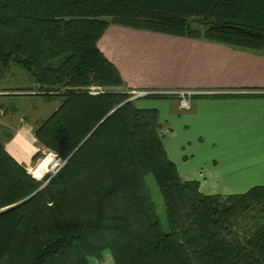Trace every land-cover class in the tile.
I'll list each match as a JSON object with an SVG mask.
<instances>
[{
    "label": "trees",
    "instance_id": "16d2710c",
    "mask_svg": "<svg viewBox=\"0 0 264 264\" xmlns=\"http://www.w3.org/2000/svg\"><path fill=\"white\" fill-rule=\"evenodd\" d=\"M109 26L259 52L264 0H0V72L18 64L37 85L3 96L59 100L33 128L32 160L47 149L65 161L37 181L0 140V210L17 205L0 212V264H264V187L206 195L180 178L158 112L130 100L97 47Z\"/></svg>",
    "mask_w": 264,
    "mask_h": 264
},
{
    "label": "crops",
    "instance_id": "0c3cea01",
    "mask_svg": "<svg viewBox=\"0 0 264 264\" xmlns=\"http://www.w3.org/2000/svg\"><path fill=\"white\" fill-rule=\"evenodd\" d=\"M97 47L116 67L130 92H200L191 98V107L186 111L179 110L175 96L167 95L170 97L162 100L176 105L177 111L185 112L178 120L179 125L185 129L190 125L196 127L198 142L205 139L209 145L205 151L211 165L231 152L241 151L242 184L247 185L246 189L264 187V54L117 26L107 28ZM9 91L0 90V126L5 128L10 120L5 119L3 100L44 101L3 96L10 94ZM44 102L55 103L54 111L60 104L59 100ZM16 109L10 106L9 110L16 113ZM159 123L164 143L174 140V126L167 120ZM33 128L28 120H21L13 128L10 139L4 141L8 154L27 169L32 167V157L39 150ZM172 153L176 159L171 161L180 178L195 180V173L181 171L177 166V161L184 165L188 159L175 148ZM199 184L200 189L202 184Z\"/></svg>",
    "mask_w": 264,
    "mask_h": 264
},
{
    "label": "rangeland",
    "instance_id": "374dc122",
    "mask_svg": "<svg viewBox=\"0 0 264 264\" xmlns=\"http://www.w3.org/2000/svg\"><path fill=\"white\" fill-rule=\"evenodd\" d=\"M264 54V48L259 51ZM37 86L33 78L28 74L20 65L12 64L7 71L0 72V90H17L34 88ZM101 90H103L101 88ZM4 109L7 110L5 119L10 120L8 128L0 126V140H6L7 135H11L13 128L21 120H28L33 126H38L43 120H45L50 114L53 113L55 108V103L44 104V101H28V100H3L2 101ZM135 105L141 109H156L160 115V120H167L175 128V135L172 137V141H167L164 143V137H161V141L168 150L170 160H173L172 150L175 148L176 152L181 151L182 156L188 159L187 164L181 165L177 161V166L181 171L189 170L197 175L195 181L200 182L202 187L199 191L203 194L214 195H230V194H241V192H246L247 185L241 182V151L231 152L228 156L223 157L219 163L211 165L208 153L205 148L209 145L205 143V139L202 142H198L197 130L194 125L188 126L186 129L179 125L181 115L185 112L177 111L176 105L168 103L162 99L155 98H141L135 101ZM10 106H15L18 111L13 113L10 111ZM179 115V116H177ZM2 117L0 113V118ZM6 122V120H4ZM173 130V127H170ZM93 132V131H92ZM160 132H163V130ZM4 142V141H3ZM29 153V152H28ZM191 155L193 157H191ZM45 157L41 155L36 160H32V167L28 168L27 171L30 174L32 168L36 165H42L41 162ZM176 159V158H175ZM39 165V166H40ZM47 165V164H46ZM34 170V169H33ZM32 170V171H33ZM45 172V167L42 169L41 173ZM214 175V176H211ZM41 174V175H42ZM31 175V174H30ZM50 174H46L42 178H34L37 181L48 180L52 177ZM218 175L217 177H215ZM47 180V181H48ZM145 184L149 191L151 202L154 206L156 216L160 223L161 229L164 233L168 232L164 204L159 192L151 175L145 176ZM248 220L241 222L240 229L242 227L250 226L252 223ZM105 264H113L110 256L104 254ZM90 264H98L94 259H89Z\"/></svg>",
    "mask_w": 264,
    "mask_h": 264
},
{
    "label": "built area",
    "instance_id": "2783aa9c",
    "mask_svg": "<svg viewBox=\"0 0 264 264\" xmlns=\"http://www.w3.org/2000/svg\"><path fill=\"white\" fill-rule=\"evenodd\" d=\"M88 93L92 96L98 95L103 93L100 87L98 86H90L88 87ZM132 95L130 100H136L148 95H172L178 99V108L179 110H189L191 107L190 100L193 96L201 94L200 92L195 91H177L173 93H154V92H131ZM42 154L45 157L41 162H43L48 157L51 158V161L45 166V172L42 174L41 178L46 174H50V177H53L63 166L65 165V161L58 158L54 153L50 152L47 149L42 150ZM39 164L36 165L34 168L31 169L30 174L33 176V172L38 168ZM34 169V170H33ZM33 170V171H32ZM35 178V177H34Z\"/></svg>",
    "mask_w": 264,
    "mask_h": 264
},
{
    "label": "bare ground",
    "instance_id": "6f19581e",
    "mask_svg": "<svg viewBox=\"0 0 264 264\" xmlns=\"http://www.w3.org/2000/svg\"><path fill=\"white\" fill-rule=\"evenodd\" d=\"M51 161V158L50 157H48L47 159H45L44 161H43V163H42V165H40V166H38V168L33 172V177H35V178H41V171H42V169L46 166V164H48L49 162Z\"/></svg>",
    "mask_w": 264,
    "mask_h": 264
},
{
    "label": "water",
    "instance_id": "95a60500",
    "mask_svg": "<svg viewBox=\"0 0 264 264\" xmlns=\"http://www.w3.org/2000/svg\"><path fill=\"white\" fill-rule=\"evenodd\" d=\"M14 60H15V59L12 58V61H14ZM45 184H46V183H45ZM45 184H44V185H45ZM44 185H43V186H44ZM43 186H42V187H43ZM26 200H28V199H26ZM26 200L22 201V202L19 203V204H22V203L25 202ZM14 206H17V205H14ZM14 206H12V207H14ZM12 207H9V208H12ZM9 208H6V209H9ZM6 209H3V210H6ZM3 210H0V212L3 211Z\"/></svg>",
    "mask_w": 264,
    "mask_h": 264
}]
</instances>
